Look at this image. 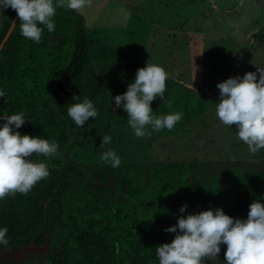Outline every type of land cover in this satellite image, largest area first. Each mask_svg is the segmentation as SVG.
<instances>
[{
  "label": "trees",
  "instance_id": "trees-1",
  "mask_svg": "<svg viewBox=\"0 0 264 264\" xmlns=\"http://www.w3.org/2000/svg\"><path fill=\"white\" fill-rule=\"evenodd\" d=\"M15 15L11 8L5 14L0 44ZM19 22L0 51V89L5 92L0 112L22 111L27 120L16 131L55 141L58 150L54 157H31L47 163L46 179L26 195L16 193L0 201V226L7 227L9 238V244L0 247V264H18L5 253L29 245L43 250L39 264H157L154 247L171 241L175 233L164 229L178 216L219 207L246 218L248 205L264 196V172L235 173L231 184L224 177L201 183L196 158L121 162L116 168L72 158L71 152L84 146L83 130L92 119L107 122L115 103L111 97L125 92L128 77L141 62L128 50L95 38L84 14L73 10L57 9L54 31L45 28L40 43L21 36ZM85 97L100 115L77 127L67 107ZM163 99L157 96L150 102L157 115L180 111L183 116L173 129L152 132L150 146L186 130L193 121L203 122L215 102L206 91L170 75ZM4 122L0 118V124ZM99 148L95 151L104 152ZM184 204L188 207L180 213ZM225 249L222 244L217 264H223ZM205 264L215 262L205 258Z\"/></svg>",
  "mask_w": 264,
  "mask_h": 264
},
{
  "label": "rangeland",
  "instance_id": "rangeland-1",
  "mask_svg": "<svg viewBox=\"0 0 264 264\" xmlns=\"http://www.w3.org/2000/svg\"><path fill=\"white\" fill-rule=\"evenodd\" d=\"M8 11L10 8L0 13V27ZM82 14L89 33L119 50H128L141 62L140 67L147 61L160 65L188 87L213 96L219 94L218 82L264 67V0H90ZM116 69L112 66L114 76ZM134 76L128 77L126 84ZM112 105L115 108V103ZM112 111L105 124L98 119L87 121L90 125L82 133L84 146L76 147L72 158L81 163L101 162L102 152L95 151L101 147L114 150L123 163L196 158L201 183L224 177L231 184L232 175L237 170L240 173L235 161H214L224 159L220 153L225 152L232 159L239 158L242 146L239 140L235 142V125L230 129L216 118L212 101L209 117L203 122L193 121L186 130L152 146L147 135L139 138L132 134L125 111ZM102 133L112 136L110 144L100 146ZM7 252L5 256L18 264L31 260L39 264L43 250L29 245Z\"/></svg>",
  "mask_w": 264,
  "mask_h": 264
},
{
  "label": "clouds",
  "instance_id": "clouds-1",
  "mask_svg": "<svg viewBox=\"0 0 264 264\" xmlns=\"http://www.w3.org/2000/svg\"><path fill=\"white\" fill-rule=\"evenodd\" d=\"M89 3L90 0H0V13L10 7L20 21V35L40 43L45 28L49 33L54 31L57 9L82 14ZM167 78L168 73L162 66L147 61L144 67L137 68L126 91L111 97L115 108L127 113V124L135 137L171 130L182 119L180 111L157 115L150 107L157 96L164 98ZM216 87L219 89L214 102L216 118L230 129L235 125V137L247 145L249 152L264 150V67L242 76H230ZM0 97H5L2 89ZM115 108L112 105V109ZM99 115L93 101L87 97L67 107V116L77 127H83L90 117ZM0 118L5 121L0 124V201H3L16 193L26 195L49 176L47 163L35 162L31 157H54L58 145L41 136L16 131L27 120L22 111L10 115L0 112ZM100 135V146L111 143L110 134ZM100 161L112 168L121 163L114 150L102 152ZM262 201L264 196L248 205L246 218L230 216L219 207L178 216L175 224L164 229L175 233L171 241L154 247L157 264H205V258L217 264L222 244L226 246L223 264H264ZM187 207V204L181 205L179 212L185 213ZM7 233V227L0 226V247L9 244Z\"/></svg>",
  "mask_w": 264,
  "mask_h": 264
},
{
  "label": "crops",
  "instance_id": "crops-1",
  "mask_svg": "<svg viewBox=\"0 0 264 264\" xmlns=\"http://www.w3.org/2000/svg\"><path fill=\"white\" fill-rule=\"evenodd\" d=\"M216 6V4H214ZM215 8V7H214ZM214 94V93H213ZM213 94H209V96H212V98L214 99L215 97V102L217 101L218 99V96L219 94H216L215 96H213ZM222 129V127H220ZM219 129L218 132H221L223 130ZM236 130V129H234ZM228 130H226L225 132H227ZM225 134V133H224ZM238 139H235V142H237ZM240 142V145L242 146V148H240V157L239 158H231L230 155H228L226 152L225 154H222L220 153V155H225L224 156V159H219V158H216L214 161H235L239 167H240V173H250V172H253V173H260V172H264V150H261L257 153H251L248 151V147L246 144H244L242 141H238V143ZM233 143V142H232ZM212 150H215L218 151V148L216 147H213ZM212 156L214 157H218V155H213ZM218 159V160H217ZM240 161V162H238ZM232 167V166H231ZM253 167V168H251ZM238 171V170H237ZM235 172V173H238V172ZM234 173V174H235Z\"/></svg>",
  "mask_w": 264,
  "mask_h": 264
},
{
  "label": "water",
  "instance_id": "water-1",
  "mask_svg": "<svg viewBox=\"0 0 264 264\" xmlns=\"http://www.w3.org/2000/svg\"><path fill=\"white\" fill-rule=\"evenodd\" d=\"M17 21H18V17H17V15H15V17H14V19H13V21H12V24H11V26H10L8 32L6 33V35H5L4 39H3V41H2L1 44H0V51H1V49L3 48V46L5 45V43H6V41L8 40V38L10 37V35H11L13 29L15 28V25H16V22H17ZM14 22H15V23H14Z\"/></svg>",
  "mask_w": 264,
  "mask_h": 264
}]
</instances>
